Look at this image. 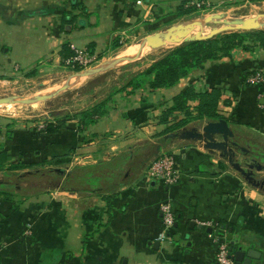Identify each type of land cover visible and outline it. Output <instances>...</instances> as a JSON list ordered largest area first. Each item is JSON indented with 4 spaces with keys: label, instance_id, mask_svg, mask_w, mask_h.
Here are the masks:
<instances>
[{
    "label": "crops",
    "instance_id": "0c3cea01",
    "mask_svg": "<svg viewBox=\"0 0 264 264\" xmlns=\"http://www.w3.org/2000/svg\"><path fill=\"white\" fill-rule=\"evenodd\" d=\"M194 1L0 0V86L74 71L67 64L74 50L103 58L122 41L146 43L169 25L191 19ZM199 1L207 10L249 0ZM256 73L264 76V48H235L172 87L126 88L111 98L104 117L82 130L68 120L66 129L49 135L37 127L52 117L0 115V182L13 164L29 165L16 173L27 172L52 167L42 163L54 158L62 159L57 167L67 174L116 161L140 166L125 184L104 193L108 201L59 187L0 197V264H215L217 231L227 243L230 231L232 240L239 239L236 245L252 247L260 258L254 263L264 264V179L254 175L263 178L264 170L249 163L242 167L231 153L246 141L238 133L264 142V82H248ZM189 88L219 91L216 113L233 137L212 138L226 144L227 155L207 148L204 137H182L192 130L204 135L202 128L218 121L196 119V101L168 115L174 99ZM162 154L173 158L179 174L173 186L146 178L150 163ZM228 156L251 173L250 180ZM258 156L264 158V152ZM119 167L117 174L126 172V166ZM165 202L171 203L175 223L159 240V206Z\"/></svg>",
    "mask_w": 264,
    "mask_h": 264
},
{
    "label": "trees",
    "instance_id": "16d2710c",
    "mask_svg": "<svg viewBox=\"0 0 264 264\" xmlns=\"http://www.w3.org/2000/svg\"><path fill=\"white\" fill-rule=\"evenodd\" d=\"M256 45L264 48V31L232 32L205 41L177 45L154 60L146 69L130 74L125 83L112 91L104 100L71 115H52V120H45L41 123L43 129L39 131L49 135L56 134L62 129H66L68 120H75L77 129L82 130L104 117L110 109L111 98L126 88H130L132 91L145 85L152 90L169 88L206 62L227 56L232 49H248L250 46ZM75 70L79 71L78 68ZM219 98L220 93L217 90H213L211 93H197L189 88L174 99L173 106L167 110L168 115L173 111H186L188 110V102L196 101L197 104L193 109L197 114L196 119L205 117L216 121L223 118L216 113ZM127 159L133 162L130 155ZM62 162V159L54 158L42 163L44 166L52 167L47 169L36 168L20 173H16L17 170H25L30 166L21 163L11 165L10 174H6L5 177L7 179L0 182V197L7 198L14 195V192L21 197L39 194L44 190L38 186L37 181L46 179L48 181L55 180V183L49 185L50 187L47 189L59 187L60 190L75 192L83 197L98 195L103 200L108 201L104 193L110 188H117L125 184L140 167L121 161V166H126V172L117 174L116 168H120V163L116 161L100 164L96 167L76 168L68 174L60 169L62 170L60 174L56 172V169H59L57 166ZM35 180L36 183H33ZM60 180L62 181L61 184ZM21 183H27V192H23L20 187Z\"/></svg>",
    "mask_w": 264,
    "mask_h": 264
},
{
    "label": "rangeland",
    "instance_id": "374dc122",
    "mask_svg": "<svg viewBox=\"0 0 264 264\" xmlns=\"http://www.w3.org/2000/svg\"><path fill=\"white\" fill-rule=\"evenodd\" d=\"M190 8L191 11L189 12L193 13L191 19L200 16L208 17L217 14L244 17L255 14H264V0L240 1L224 5L223 7H215L213 9L207 10L204 8L203 12H196L194 8ZM169 26L166 29H168ZM166 29H163L157 33H162L166 31ZM257 31H264V28H260ZM207 32L208 30H206V34ZM138 40H134L133 42L131 41V43L122 41V45L118 44V48L116 50L105 54L103 58H94L95 61L86 67L79 68V71H76L75 69L74 71L72 69H67L66 73L63 75L52 74L47 76L45 74L41 75L38 80L35 81H22L17 84L0 86V98L7 96H20L28 98L32 97L34 93L40 91L42 94L51 93L52 87L55 86V84L64 82L77 73L87 71L104 62L110 61L114 57L122 54L124 51L129 49L134 51L135 44L138 42ZM176 46L177 45H168L160 50L150 53L149 55L142 56L141 59L134 63L121 64L111 71L94 77L90 80L88 78L82 79V81L78 83L71 84L66 92L60 93L58 96L47 102L37 103L31 106H9L8 108L0 107V115L16 119L25 117L40 118L44 115L51 117L52 115L58 114H74L91 106V104L94 102L93 99L98 102L104 100L110 95L112 91L120 88L125 83V80L128 78V76L133 73V71L146 67ZM238 137H240L242 140L246 138V141H240L239 147L237 146L234 152L231 150V153L234 154V157H236V159L234 158V161L236 163H240L242 167H247L246 164L249 163L250 165H254L256 167L259 166V168L264 170V158L258 156L264 152V142L259 139V137L245 135L243 132L238 133ZM242 148L248 149L250 154H246ZM254 175L258 181L264 179V177H260L262 173H254ZM33 183H36V180L33 181ZM37 183L38 186H41V189L45 190L50 187L49 185L55 183V180L48 181L45 179L37 181ZM20 187H22L24 193L27 192V183H21Z\"/></svg>",
    "mask_w": 264,
    "mask_h": 264
},
{
    "label": "water",
    "instance_id": "95a60500",
    "mask_svg": "<svg viewBox=\"0 0 264 264\" xmlns=\"http://www.w3.org/2000/svg\"><path fill=\"white\" fill-rule=\"evenodd\" d=\"M264 21V14H255L244 17L239 16H226V15H212L208 17L200 16L193 19H188L179 23L171 25L166 31L162 33H157V42L149 47L148 50H144V46L141 44V40L136 43L139 45V51L130 56L118 55L111 59L110 61L104 62L98 66H95L87 71L77 73L64 82L55 84L52 87V92L47 94H42V92H36L32 97L24 98L20 96H7L0 98V107L7 106H31L33 104L47 102L62 92H66L71 84L78 83L82 79L88 78L89 80L103 75L112 69L116 68L121 64H131L141 59L142 56L149 55L152 52L160 50L168 45H180L183 43L205 41L213 39L218 35H223L232 32H250L257 31L260 29L262 22ZM210 28L207 35H203L204 29ZM143 40V39H142ZM202 134L197 133L196 130L185 132L183 138L186 139H202L205 138L206 147L209 149H221L224 154L227 155L225 149V143L213 141L212 136L219 135L222 136L224 140L227 138H232L233 133L228 128L225 120H218L216 122H209L206 126L202 128ZM228 161L231 166L239 171L242 175L250 180L249 176L251 173H245L238 164L233 163L232 157L228 156ZM252 166H250L251 168ZM57 173H62V170L56 169ZM231 232L228 231L226 239L230 241L229 251L231 253L234 264H263L261 262L254 263L253 261H259V257L254 253L252 247L245 250L242 245L238 244V237L234 240L231 239Z\"/></svg>",
    "mask_w": 264,
    "mask_h": 264
},
{
    "label": "built area",
    "instance_id": "2783aa9c",
    "mask_svg": "<svg viewBox=\"0 0 264 264\" xmlns=\"http://www.w3.org/2000/svg\"><path fill=\"white\" fill-rule=\"evenodd\" d=\"M138 3V2H137ZM190 7L196 11L203 12L205 3L199 0L191 2ZM74 56L69 59L67 64L72 68L86 67L95 61L94 57L87 54L85 51L74 50ZM248 82L252 85H261L264 82V76L262 73H256L249 77ZM38 130L43 129V125L40 124L37 127ZM146 178L159 181L163 185L173 186L178 182L179 174L174 167L173 158L170 155L162 154L157 156L149 165L146 172ZM161 215L162 232L159 236V240H164L167 237V233L174 227L175 218L170 202L162 203L159 206ZM216 244L215 264H234L231 253L229 251V243L225 240L223 232L217 231L214 236Z\"/></svg>",
    "mask_w": 264,
    "mask_h": 264
},
{
    "label": "bare ground",
    "instance_id": "6f19581e",
    "mask_svg": "<svg viewBox=\"0 0 264 264\" xmlns=\"http://www.w3.org/2000/svg\"><path fill=\"white\" fill-rule=\"evenodd\" d=\"M260 28H264V21L262 22ZM206 30H208V32H207V34H208L210 29L205 28V29H204V33H203V35H207V34H206ZM157 39H158V36L156 35V36H153V37H151L150 39H148V41H147L146 43H142V45L144 46V50H147V49H149V47H151L152 45H154V44L157 42ZM139 49H140L139 45H136V44H135L134 51L131 50V49H129V50H127V51H124V52H123L122 54H120V55L123 56V57H124V56L134 55V54H136V53L139 51ZM8 107H9V106H7V108H8ZM4 110H6V109H4ZM1 111H2V110H1Z\"/></svg>",
    "mask_w": 264,
    "mask_h": 264
}]
</instances>
